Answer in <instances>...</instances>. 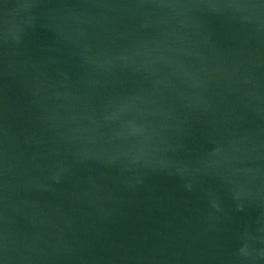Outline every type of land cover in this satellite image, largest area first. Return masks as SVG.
Segmentation results:
<instances>
[{
    "label": "water",
    "instance_id": "95a60500",
    "mask_svg": "<svg viewBox=\"0 0 264 264\" xmlns=\"http://www.w3.org/2000/svg\"><path fill=\"white\" fill-rule=\"evenodd\" d=\"M0 264H264V0H0Z\"/></svg>",
    "mask_w": 264,
    "mask_h": 264
}]
</instances>
